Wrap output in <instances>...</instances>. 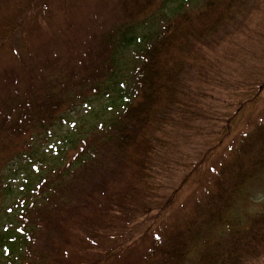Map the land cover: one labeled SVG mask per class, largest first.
Returning <instances> with one entry per match:
<instances>
[{"label":"trees","instance_id":"trees-1","mask_svg":"<svg viewBox=\"0 0 264 264\" xmlns=\"http://www.w3.org/2000/svg\"><path fill=\"white\" fill-rule=\"evenodd\" d=\"M174 1L100 0L89 19L120 26L102 22L90 32V21L76 22L80 0H0V9L17 7L0 16V54L11 62L0 68V182L5 166L47 142L63 111L103 94L121 48L136 54L124 92L106 99L122 106L113 117L71 138L37 182L23 176L22 198H11L13 224L0 226V264H256L264 255V196L244 210L264 180V119L208 160L233 114L214 122L219 115L200 94L207 72L223 82L226 71H261L248 47L242 62L235 48H218L241 39L264 0ZM32 7L39 17L28 18ZM255 28L264 63V19ZM43 35L49 41L35 47ZM254 81L229 84L228 93H259L264 83ZM187 165L205 170L176 203V168Z\"/></svg>","mask_w":264,"mask_h":264},{"label":"rangeland","instance_id":"rangeland-1","mask_svg":"<svg viewBox=\"0 0 264 264\" xmlns=\"http://www.w3.org/2000/svg\"><path fill=\"white\" fill-rule=\"evenodd\" d=\"M11 3V2H10ZM180 3V0H175L173 4L177 5ZM100 4V0H80V4L78 6V12L76 13V22L80 25H85L87 20L90 21L91 26L87 25V27H91L90 32H92V28L95 30L101 29L102 22L105 23L103 28L109 29V27H118L119 23H116L114 19H110L106 22V18H94L93 21L89 19V16L93 13V11L97 8V5ZM170 6H172L170 4ZM1 7V5H0ZM264 7V5H263ZM17 9L15 4H11L8 8L0 9V16L3 13L4 17L7 18L13 11ZM108 11V8L104 10ZM31 15H27L28 18L39 17V13L35 7H32L29 12ZM256 16H254V15ZM250 15L248 20L245 22L243 26V33L241 35V39H237L235 37H230L227 42L223 43L221 47L218 48V52L222 53L225 47H233L238 52L242 54L238 58L240 62L245 61L243 56L246 54V48L248 47L250 57H254L257 62L255 64L257 67L261 68L259 73L248 74L245 75L246 69L243 67V70H239L236 74H231L229 71H226L227 77L222 76L223 82L219 77L214 76L212 73L207 72L206 75L210 78V84L204 87V90L200 93L206 99L207 104L209 105L210 112H216L219 117L214 118V122L218 124H222V121H225L223 115H232L233 117L227 122L225 129L220 135H215L216 139L213 141L217 143L216 148H214L208 157V160L211 157H216L219 152L229 145L236 137L242 135L247 132L252 125L260 120L264 119V85L260 89L259 93H253V89L240 90L236 95L232 96V100L229 99V84L235 82H244V84H248L252 80L263 82L264 83V63H261L258 54V44L255 42L256 40V28H255V20L257 18L258 21H262L264 19V13L254 12ZM33 15V16H32ZM27 20V19H26ZM109 23V24H107ZM31 21L28 20L27 31ZM107 24V25H106ZM22 29H18L21 31ZM76 31H71V35H78ZM138 35L146 34L148 31L143 29V31H136ZM10 34L7 32V35ZM47 36V35H46ZM247 36L249 37V42L246 44ZM26 38H22L18 45L21 44ZM49 41L48 36L43 37L37 40L35 47H38L42 42ZM240 41H242V48ZM14 44V42H13ZM63 45V44H62ZM73 50L76 52L77 48L74 47ZM25 51H28L25 47V50L22 51L20 46V53L25 57ZM134 48L132 46L128 48H121L118 54V65L115 67L116 73L112 81L108 84L107 88L104 90L103 94L94 98L91 103L86 104L80 108H77L74 112H66L63 111L62 121H56L53 126H50L51 132L47 136V142L38 144H32L33 147L29 150V155L24 157L22 155L20 158L13 160L4 169L1 171V182L0 187L2 191L5 192L3 197V202L0 204V226L1 223L5 221L9 222V225H12V217L11 214L14 213V208L12 207L11 198L13 197L14 201L21 199L22 196L19 194L20 190H26L27 184L26 181L23 180V176L28 175L31 180H35L38 171H40L41 167L44 164L56 163L57 160L52 158H60L62 157V150L69 145V140L73 137H77L78 135L84 133L86 130L92 128L93 125L98 124L105 119H110L113 117L114 112L118 111L122 106L116 102V106L106 105V99L112 100V98H116L118 94L124 92L125 84L131 81L132 77V63L136 58V54H133ZM247 59V58H246ZM11 65L10 60L6 55L0 54V68L7 67ZM224 65H228L230 68H234L231 63L224 62ZM218 65H214L217 68ZM253 82V83H254ZM107 92V94H105ZM197 93L199 91L196 90ZM254 94V95H253ZM238 106V112H235V108ZM60 161V160H59ZM38 167V168H37ZM37 168V170H36ZM177 169V177H178V187L179 192L175 197V202L179 203L181 201H185L188 197V193L192 190L197 183L201 181L202 172L205 170V166L202 167L199 165L197 169L194 171L189 170L190 166H179ZM37 182V181H36ZM264 196V180L260 181L250 192V203L251 205H247L244 210L252 211L255 209V206L263 199ZM10 208H12V212H10ZM241 213V212H240ZM238 213L237 215H240ZM241 216V215H240ZM12 223V224H10ZM256 264H264V255L256 262Z\"/></svg>","mask_w":264,"mask_h":264}]
</instances>
